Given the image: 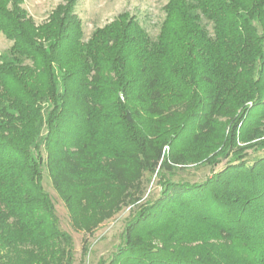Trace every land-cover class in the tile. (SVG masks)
<instances>
[{"label": "trees", "instance_id": "1", "mask_svg": "<svg viewBox=\"0 0 264 264\" xmlns=\"http://www.w3.org/2000/svg\"><path fill=\"white\" fill-rule=\"evenodd\" d=\"M23 1L0 0V264H73L44 171L76 230L134 206L97 264H264V0H167L154 37L121 12L86 39L77 0L40 23Z\"/></svg>", "mask_w": 264, "mask_h": 264}, {"label": "rangeland", "instance_id": "2", "mask_svg": "<svg viewBox=\"0 0 264 264\" xmlns=\"http://www.w3.org/2000/svg\"><path fill=\"white\" fill-rule=\"evenodd\" d=\"M167 0H77L75 11L79 14L86 39L95 27L111 21L121 12L134 15L147 33L154 37L159 30L163 19V5ZM62 0H24L23 6L36 23L44 21L50 11ZM209 28V26H208ZM11 41L0 33V59L5 56ZM264 139V135L262 136ZM164 146L163 151H167ZM261 148L252 151L258 153ZM229 157H223L215 166L208 165H177L171 171L162 170L169 179L185 181H201L212 171H216L224 165ZM158 178L149 173L144 174L143 191L138 202L152 200L159 194L160 184ZM43 186L51 196L58 217L59 226L68 232L72 239L73 264H97L101 259H107L114 247L123 238L126 221L131 217L134 206L124 204L114 210L109 217H105L97 223L93 229L76 230L71 224L69 214L64 201L58 196L52 186L47 172L43 173ZM86 246V249L84 248Z\"/></svg>", "mask_w": 264, "mask_h": 264}]
</instances>
